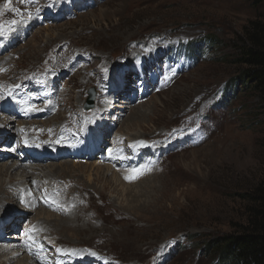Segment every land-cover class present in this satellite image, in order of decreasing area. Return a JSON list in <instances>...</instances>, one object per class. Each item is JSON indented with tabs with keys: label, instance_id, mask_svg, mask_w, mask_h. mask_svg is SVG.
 <instances>
[{
	"label": "rangeland",
	"instance_id": "1",
	"mask_svg": "<svg viewBox=\"0 0 264 264\" xmlns=\"http://www.w3.org/2000/svg\"><path fill=\"white\" fill-rule=\"evenodd\" d=\"M262 15L264 3L253 0H0V90L11 92L0 103V136L12 137L0 153L33 165L22 164L27 154L56 145L58 134L80 135L83 147L96 136L100 153L68 161L114 162L122 172L119 186L113 175L89 184L59 170L67 185L33 186L37 210L20 198H34L31 178L20 182L18 197L0 206V222L15 220L0 245L18 242L17 261L39 256V264H216L206 245L245 221L242 196L264 179V102L241 84L222 99L243 70L244 28ZM211 37L217 43L204 41ZM91 89L96 108L84 112ZM137 109L150 117L125 128ZM134 135L143 139L128 142ZM134 170L143 174L126 179ZM148 183L156 190L126 197ZM42 210L85 229L48 230L35 219Z\"/></svg>",
	"mask_w": 264,
	"mask_h": 264
},
{
	"label": "bare ground",
	"instance_id": "2",
	"mask_svg": "<svg viewBox=\"0 0 264 264\" xmlns=\"http://www.w3.org/2000/svg\"><path fill=\"white\" fill-rule=\"evenodd\" d=\"M59 14H57L58 16ZM105 18L108 17V15H104ZM3 63V61L1 62V64ZM0 64V65H1ZM15 76V75H14ZM16 77V76H15ZM17 78V77H16ZM4 81V80H3ZM15 84V83H14ZM6 87V86H5ZM17 86H14L12 88H17ZM1 89V88H0ZM3 89V88H2ZM4 91V90H3ZM2 90H0V103L4 102L5 99L8 97V95L11 93L10 91L6 92V93H3ZM44 91V90H41V92ZM124 92V89L122 90V93ZM20 98V97H19ZM22 104V102H21ZM60 104V103H59ZM20 105V104H19ZM32 106V105H30ZM35 106V105H34ZM4 107V105H3ZM80 107H82V103L80 105ZM26 109V107H25ZM4 110H6L4 108ZM148 112V111H147ZM146 111L143 112V111H140V110H135L134 113V119L133 121L130 120V118H128L126 121H124L123 123V126L125 128H129L131 126H135L137 124H140L142 122H145V119L147 117H150V114H148ZM8 113L11 114L13 113L10 110H8ZM12 115V114H11ZM55 115V114H54ZM54 120V118H53ZM67 120V119H66ZM45 122H47V120H43ZM10 122V121H9ZM52 123V122H51ZM21 126L22 123H19ZM43 122H40V126H43ZM46 125V124H45ZM44 125V126H45ZM50 125V124H49ZM40 126H38V128H40ZM46 127V126H45ZM171 127V126H170ZM37 128V129H38ZM132 128V127H131ZM87 130V129H86ZM0 131H2L0 129ZM30 131V130H29ZM49 131V129H48ZM16 132V131H15ZM35 132V131H34ZM107 132V131H106ZM99 134V133H98ZM71 135H74V134H71ZM105 135V134H104ZM124 135V134H122ZM182 135V134H181ZM29 136V135H28ZM36 136V134H35ZM126 136V135H125ZM167 136V135H166ZM80 137V135H79ZM96 137V136H95ZM117 137H120V136H117ZM11 136L8 134V132L6 133L5 131V134L0 136V141L4 140V144H8V142L10 143L11 140ZM59 138H62L60 140H58ZM22 139V138H21ZM118 139V138H117ZM140 139H143V136H139V135H134L133 137H130V139L128 140V142H132V141H136V140H140ZM20 140V139H19ZM33 140V139H32ZM56 140L57 142H60V141H63L65 144H67L69 142V140H66L65 139V135H62V134H58V136L56 135ZM89 142V141H88ZM19 143V142H18ZM26 143V142H25ZM24 143V144H25ZM20 144V143H19ZM23 144V143H22ZM28 144V143H27ZM26 144V145H27ZM25 145V146H26ZM116 145V144H115ZM167 145V144H166ZM24 146V147H25ZM99 146V143H97V147L95 146L94 142L91 141L87 146H86V151L88 152V155H95V151L97 150ZM16 147V146H15ZM114 147V145H113ZM133 147V146H132ZM140 147V146H139ZM122 149V147H120ZM119 148V149H120ZM2 149H5L4 147ZM1 149V150H2ZM46 152H51V154H55V153H58V147L56 146H47L44 148ZM8 151H10L11 153L9 152H6V153H0V161L2 160H5L4 163L2 165H0V206L3 204H5V199H8V198H11L14 199L15 197H18L17 193L20 191V182L21 184H23L25 186L24 183H26L28 181L29 178H31L30 180L32 181V184L31 185V189L34 193V198L32 199L31 197L28 196L29 193H27V197L25 196V198L22 196L20 197L21 200L25 201L30 207H32V209H35L37 206V201L38 198H39V195L35 193V191L33 190V186H36V183L37 180H43L47 183H53V181H55L53 184H52V187L55 186L57 183L58 180H61V181H64L65 183L62 182L63 186L64 185H67L66 181L67 179L65 178H68V176H66L65 178L62 177L61 175H65V174H70L71 177L69 178H72V177H75L77 178V174L85 177L88 181L89 184L92 183V177L93 176H96V177H102L103 179L104 178H108L110 179V175H113L114 177L111 178V180L116 183V184H119V186H122V172H114L113 169H115L117 167V164L114 163V162H111L112 163V166L108 165V166H104L102 165L100 162H92V163H86L85 165H81V163L79 162H75V163H72V162H69V161H66V162H61L60 164L56 165V164H53V165H49V167H43V165H46V164H42V166L40 165V163L38 164L37 167H34V165H21L19 164V162H17L16 160H14V157L16 155L15 152H13L11 149H8ZM28 151V150H27ZM115 151V150H114ZM123 153V152H122ZM121 153V154H122ZM198 153V152H197ZM194 154V157H193V161L192 163L198 168V165L200 162H201V158L198 154ZM112 154H114L112 152ZM118 154V153H117ZM127 154V153H126ZM36 155H43V154H36ZM116 155V154H114ZM138 155V153H137ZM88 156V157H89ZM118 156V155H116ZM123 156V155H122ZM136 156V155H135ZM124 157V156H123ZM131 157V155H130ZM137 157V156H136ZM187 157V156H186ZM59 158H67L66 156H61ZM115 159V158H114ZM123 159V158H122ZM45 160L47 161H54V157H49V156H46L42 161L41 163H44ZM120 161V159H118ZM124 160V159H123ZM127 160V159H126ZM122 161V160H121ZM131 162V160H129ZM36 162V161H35ZM124 162V161H122ZM126 162V161H125ZM49 164V163H48ZM74 164V165H72ZM36 166V165H35ZM39 166H41L39 168ZM119 167V165H118ZM21 168L23 169L22 170V179H15V178H12L13 175H16L19 170H21ZM61 171V175L58 174V171ZM122 171V170H121ZM74 173V174H73ZM11 174V179L9 182H7V176ZM126 176H129V175H125ZM133 176V175H132ZM4 177V178H3ZM17 177V176H16ZM138 177V176H137ZM173 177V176H172ZM124 179V177H123ZM94 180V179H93ZM130 180V179H129ZM42 181V182H43ZM127 181V180H126ZM23 182V183H22ZM30 182V181H29ZM143 182V181H142ZM140 182L139 184H133V185H129V187L127 188V190H130V189H133V188H138L140 187L141 183ZM44 183V182H43ZM29 184V183H28ZM39 184V183H38ZM61 184V183H60ZM39 186V185H38ZM14 187V188H13ZM43 189V187H41ZM16 189H18V191H15ZM39 189V188H38ZM58 189V188H57ZM149 189H152L153 190H156V187L155 185H151V183L147 184L145 188L139 190L138 192H134L133 190L132 191H128L127 192V195L126 197L127 198H130L132 201L138 199V197H143L145 196L146 194L150 193L149 192ZM10 190H13L12 192ZM163 190V189H162ZM27 191V190H26ZM25 191V193H26ZM29 191V190H28ZM168 191V190H167ZM21 192V191H20ZM22 192L24 193V190H22ZM75 192V191H74ZM169 192V191H168ZM53 193V192H52ZM61 193V192H60ZM19 194V193H18ZM22 194V193H21ZM62 194V193H61ZM94 194V193H93ZM65 196V195H64ZM56 197V196H55ZM58 197V196H57ZM56 197V198H57ZM10 200V199H9ZM55 201V199H54ZM21 203V202H20ZM65 203V202H64ZM68 204V203H67ZM66 204V205H67ZM64 205V204H63ZM69 206V205H68ZM107 206V205H106ZM37 210V208H36ZM32 211V210H30ZM33 212V211H32ZM47 216V218L45 217ZM14 216H9V218H13ZM23 217V216H22ZM55 217V218H54ZM63 217H58V216H55L45 210H42L40 211V213L36 214V217L35 219L38 220V222L41 224V226H45L46 229L50 230L53 228V230H58V232L60 233H76V232H82V230L80 228H83L85 229V227H82L83 224H80L81 221H79V218H76L74 220H71V221H68L66 219H62ZM42 221L44 223V225H42ZM12 224H15V220H13ZM11 224V225H12ZM3 225L2 222H0V229H1V226ZM75 235V234H74ZM78 235V234H77ZM11 238H16L17 241H19L20 239L18 238L17 235H14L13 237ZM29 239V238H28ZM34 242V241H33ZM25 243V242H24ZM37 244V243H36ZM18 242H15L14 244L12 245H0V264H13L14 262H18V258L20 256H22V254H20L19 250H18ZM25 245V244H24ZM21 246V245H20ZM40 246V245H39ZM29 247H32L29 245ZM33 248V247H32ZM35 249V248H34ZM29 250V248H28ZM37 250V249H36ZM34 251V250H33ZM22 252V251H21ZM29 253V252H28ZM43 253V252H42ZM32 254V253H31ZM30 254V255H31ZM29 255V254H28ZM40 257L37 256L35 257V261H33L35 264H39V259ZM85 258V257H84ZM58 260V259H57ZM92 260V259H91ZM27 262H24V261H20L18 262V264H34L33 262H30L29 259L26 260ZM61 262V260H60Z\"/></svg>",
	"mask_w": 264,
	"mask_h": 264
},
{
	"label": "trees",
	"instance_id": "3",
	"mask_svg": "<svg viewBox=\"0 0 264 264\" xmlns=\"http://www.w3.org/2000/svg\"><path fill=\"white\" fill-rule=\"evenodd\" d=\"M261 5L264 0H253ZM242 35L238 65L242 67L239 79L229 80L226 91L238 92L241 84L255 91L264 102V15L249 22ZM217 43V40L204 38ZM223 97V96H222ZM245 202V221L233 224V233L206 245L212 250L209 259L216 264H264V179L242 196ZM194 245V244H193Z\"/></svg>",
	"mask_w": 264,
	"mask_h": 264
},
{
	"label": "water",
	"instance_id": "4",
	"mask_svg": "<svg viewBox=\"0 0 264 264\" xmlns=\"http://www.w3.org/2000/svg\"><path fill=\"white\" fill-rule=\"evenodd\" d=\"M90 97L85 105V111H90L95 108V101H96V91L93 89L90 91Z\"/></svg>",
	"mask_w": 264,
	"mask_h": 264
},
{
	"label": "snow or ice",
	"instance_id": "5",
	"mask_svg": "<svg viewBox=\"0 0 264 264\" xmlns=\"http://www.w3.org/2000/svg\"><path fill=\"white\" fill-rule=\"evenodd\" d=\"M134 172H136V175H133V176H130V177H125V178L131 180V179H135V178H137L138 175L143 174V170H139V171L134 170Z\"/></svg>",
	"mask_w": 264,
	"mask_h": 264
}]
</instances>
